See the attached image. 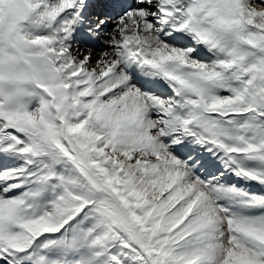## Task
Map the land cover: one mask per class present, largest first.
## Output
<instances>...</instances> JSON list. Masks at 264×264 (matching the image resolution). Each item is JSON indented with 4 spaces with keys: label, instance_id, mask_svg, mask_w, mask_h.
I'll return each instance as SVG.
<instances>
[{
    "label": "snow or ice",
    "instance_id": "6c2138e0",
    "mask_svg": "<svg viewBox=\"0 0 264 264\" xmlns=\"http://www.w3.org/2000/svg\"><path fill=\"white\" fill-rule=\"evenodd\" d=\"M0 264H264V0H0Z\"/></svg>",
    "mask_w": 264,
    "mask_h": 264
}]
</instances>
